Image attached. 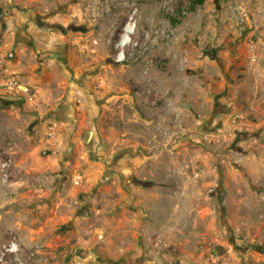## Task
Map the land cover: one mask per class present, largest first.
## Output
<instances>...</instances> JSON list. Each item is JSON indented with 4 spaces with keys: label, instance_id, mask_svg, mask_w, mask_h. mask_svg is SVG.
I'll list each match as a JSON object with an SVG mask.
<instances>
[{
    "label": "rangeland",
    "instance_id": "374dc122",
    "mask_svg": "<svg viewBox=\"0 0 264 264\" xmlns=\"http://www.w3.org/2000/svg\"><path fill=\"white\" fill-rule=\"evenodd\" d=\"M0 231V264H264V0H0Z\"/></svg>",
    "mask_w": 264,
    "mask_h": 264
},
{
    "label": "flooded vegetation",
    "instance_id": "af4514ba",
    "mask_svg": "<svg viewBox=\"0 0 264 264\" xmlns=\"http://www.w3.org/2000/svg\"><path fill=\"white\" fill-rule=\"evenodd\" d=\"M43 20H44V19H42L40 16H39V17L37 18V20H36L37 25H38L40 28H41V27H44V26L46 25L45 23H43ZM53 26H54V27H58V28H60V29H62V30H65L64 26H63L62 24H60V23H54ZM71 27L76 28L77 26H76L75 24H71ZM81 28H83V27H81ZM17 38H18V40H20L21 42H22L23 40H25L24 38H19L18 35H17ZM119 61H120V59H118L116 63L119 64V63H120ZM58 104H59V108L56 109V110H52V114H53L54 116H58V117L60 118L61 115H63V114H67V108H65V102H64V100H60V101L58 102ZM202 122H204L205 125H207V126H209L210 124L213 123L212 120H208V119H204ZM147 183H149V182H147Z\"/></svg>",
    "mask_w": 264,
    "mask_h": 264
},
{
    "label": "water",
    "instance_id": "95a60500",
    "mask_svg": "<svg viewBox=\"0 0 264 264\" xmlns=\"http://www.w3.org/2000/svg\"><path fill=\"white\" fill-rule=\"evenodd\" d=\"M120 62V61H119ZM66 116V114H63V115H61L60 116V118H64ZM204 120V118L203 117H201V121H203ZM208 120H212L213 121V119L212 118H210V119H208ZM216 127V126H215ZM85 139H87V135H85ZM109 174V172H107V175ZM221 189H222V184H220V186H219V190L221 191Z\"/></svg>",
    "mask_w": 264,
    "mask_h": 264
},
{
    "label": "bare ground",
    "instance_id": "6f19581e",
    "mask_svg": "<svg viewBox=\"0 0 264 264\" xmlns=\"http://www.w3.org/2000/svg\"><path fill=\"white\" fill-rule=\"evenodd\" d=\"M118 57H119V59H123V57H122L121 55H119ZM0 233H2V231H0ZM9 238H11V236H10ZM4 239H6V238H4ZM0 242H1V243L3 242V236H2V238L0 239Z\"/></svg>",
    "mask_w": 264,
    "mask_h": 264
},
{
    "label": "built area",
    "instance_id": "2783aa9c",
    "mask_svg": "<svg viewBox=\"0 0 264 264\" xmlns=\"http://www.w3.org/2000/svg\"><path fill=\"white\" fill-rule=\"evenodd\" d=\"M11 86L13 87V85L11 84Z\"/></svg>",
    "mask_w": 264,
    "mask_h": 264
}]
</instances>
